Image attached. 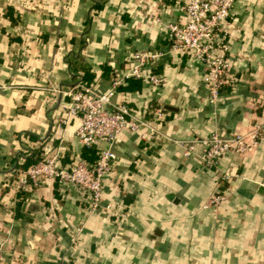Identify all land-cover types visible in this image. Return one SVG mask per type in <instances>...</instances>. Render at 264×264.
Listing matches in <instances>:
<instances>
[{
    "label": "crops",
    "instance_id": "0c3cea01",
    "mask_svg": "<svg viewBox=\"0 0 264 264\" xmlns=\"http://www.w3.org/2000/svg\"><path fill=\"white\" fill-rule=\"evenodd\" d=\"M184 3L0 0V264H264V0H236L229 11V67L214 106L203 66L169 51L164 25L185 24ZM138 50L161 52L148 68L165 83L155 90L141 81L112 98L159 131L152 140L123 131L112 146L101 203L124 218L87 214L75 191L50 179L16 189L18 163L38 150L58 152L62 166L80 154L94 160L75 138L77 119L61 122L68 96L51 89L71 91L86 78L105 91ZM253 129L255 146L215 168L177 144ZM221 191L225 200L206 204Z\"/></svg>",
    "mask_w": 264,
    "mask_h": 264
},
{
    "label": "built area",
    "instance_id": "2783aa9c",
    "mask_svg": "<svg viewBox=\"0 0 264 264\" xmlns=\"http://www.w3.org/2000/svg\"><path fill=\"white\" fill-rule=\"evenodd\" d=\"M236 0H185L184 25L166 23L164 25L169 38V51L189 54L200 63L204 72L202 82L206 88V102L214 106L220 99L224 77L229 67L228 44L225 23L229 11ZM161 55L158 51H133L126 70L111 78L109 87L102 92L87 85H78L71 91L52 88L63 100L65 117L62 123L71 118L77 119L74 135L82 147L95 148L96 156L88 162L75 155L69 166L59 162L60 154L53 153L34 164L17 170L14 187L21 189L37 186L45 180H52L62 192L75 191L78 199L86 204L87 214L109 212L124 218V213L114 209L109 203H101L102 182L112 170L115 154L112 146L120 133L130 131L138 133L142 140H152L158 135V129L149 121L139 117L134 110L123 103L112 100L117 87L127 78L139 79L152 89H159L165 78L149 70L148 66ZM160 107L153 112V119L159 118ZM256 129L246 133L219 134L211 132L202 138L179 140L177 144L183 155H195L206 168H215L220 159L230 153L241 154L255 146ZM199 147L196 150V147ZM225 191L215 192L207 198V205L215 207L227 198ZM82 223L74 229L77 235Z\"/></svg>",
    "mask_w": 264,
    "mask_h": 264
},
{
    "label": "trees",
    "instance_id": "16d2710c",
    "mask_svg": "<svg viewBox=\"0 0 264 264\" xmlns=\"http://www.w3.org/2000/svg\"><path fill=\"white\" fill-rule=\"evenodd\" d=\"M140 82H141V80H139V79L127 78V79H125V81L122 84H120L117 87L116 91L117 90H126V89H128V90L129 89L139 90L140 87H141ZM83 83H84L83 85H87L88 84V80L86 78L83 79ZM82 149H83V152H85V153L88 152V153L92 154L93 159L95 158V156H96V149L95 148H85V147H82ZM80 157L84 159V157L82 156V154H80ZM43 158L44 157L42 155V152L40 150H38V151L34 152L32 156H30L27 159L19 162L18 165H17V168L18 169L25 168L28 164L34 163V162H37V161H40ZM14 173L15 172H13L12 174H14Z\"/></svg>",
    "mask_w": 264,
    "mask_h": 264
},
{
    "label": "water",
    "instance_id": "95a60500",
    "mask_svg": "<svg viewBox=\"0 0 264 264\" xmlns=\"http://www.w3.org/2000/svg\"><path fill=\"white\" fill-rule=\"evenodd\" d=\"M163 108H164V109H170L171 107H170V106H167V105H164Z\"/></svg>",
    "mask_w": 264,
    "mask_h": 264
}]
</instances>
